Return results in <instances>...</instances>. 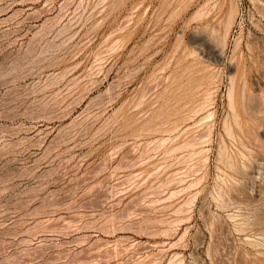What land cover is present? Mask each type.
<instances>
[{
    "label": "rangeland",
    "instance_id": "rangeland-1",
    "mask_svg": "<svg viewBox=\"0 0 264 264\" xmlns=\"http://www.w3.org/2000/svg\"><path fill=\"white\" fill-rule=\"evenodd\" d=\"M0 264H264V0H0Z\"/></svg>",
    "mask_w": 264,
    "mask_h": 264
},
{
    "label": "bare ground",
    "instance_id": "bare-ground-1",
    "mask_svg": "<svg viewBox=\"0 0 264 264\" xmlns=\"http://www.w3.org/2000/svg\"><path fill=\"white\" fill-rule=\"evenodd\" d=\"M201 12H202V11H201ZM199 13H200V12H199ZM196 32H197V31H196ZM224 38H225V37H224ZM201 43H202V42H201ZM194 110H195V109H194ZM194 110H193V111H194ZM193 111H192V113H193ZM195 113H196V112H195ZM193 114H194V113H193ZM206 115H207V114H206ZM209 115H210V114H209ZM209 115H208V116H209ZM203 117H204V115H203ZM201 118H202V117H201ZM198 137H199V136H198ZM166 138H167V137H166ZM163 140H164V139H163ZM193 141H194V140H193ZM199 141H200V140H199ZM189 144H190V143H189ZM197 144H198V143H197ZM180 145H181V144H180ZM183 145H184V144H183ZM183 145H182V146H183ZM187 145H188V144H187ZM182 146H181V147H182ZM188 146H189V145H188ZM173 147H174V146H173ZM200 149H201V148H200ZM171 150H172V149H171ZM173 150H174V149H173ZM193 150H194V149H193ZM199 152H200V151H199ZM201 152L203 153V151H201ZM188 154H189V153H188ZM197 154H198V153H197ZM199 154H201V153H199ZM199 154H198V155H199ZM192 156H193V155H192ZM194 156H195V155H194ZM231 160H232V159H231ZM231 164H232V163H231ZM173 191H174V189H173ZM171 193H173V192H171Z\"/></svg>",
    "mask_w": 264,
    "mask_h": 264
}]
</instances>
